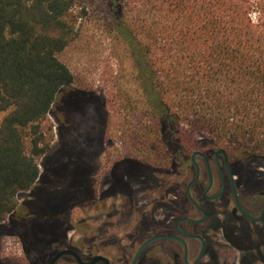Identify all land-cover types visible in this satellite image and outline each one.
<instances>
[{
	"label": "flooded vegetation",
	"instance_id": "1",
	"mask_svg": "<svg viewBox=\"0 0 264 264\" xmlns=\"http://www.w3.org/2000/svg\"><path fill=\"white\" fill-rule=\"evenodd\" d=\"M68 113L85 124L71 129ZM48 117L72 159L41 167L0 223V251L7 237L20 246L0 264H264V156L168 118L159 132L112 141L106 102L73 83ZM67 132L76 141L65 149Z\"/></svg>",
	"mask_w": 264,
	"mask_h": 264
},
{
	"label": "trees",
	"instance_id": "2",
	"mask_svg": "<svg viewBox=\"0 0 264 264\" xmlns=\"http://www.w3.org/2000/svg\"><path fill=\"white\" fill-rule=\"evenodd\" d=\"M104 2L149 115L137 131L159 132L168 118L192 137L264 156L262 11L253 22L246 0ZM75 3L0 0V223L36 183L52 137L43 122L74 81L57 55L76 38Z\"/></svg>",
	"mask_w": 264,
	"mask_h": 264
},
{
	"label": "rangeland",
	"instance_id": "3",
	"mask_svg": "<svg viewBox=\"0 0 264 264\" xmlns=\"http://www.w3.org/2000/svg\"><path fill=\"white\" fill-rule=\"evenodd\" d=\"M246 2L251 8L250 18L256 22L264 13V0ZM112 12L104 0H76L72 11L77 31L76 38L57 57L71 72L74 86L89 89L100 104L103 100L106 102L110 130L114 133L112 141H117L115 138H119L118 132L130 128L139 130L149 115H145L147 110L141 100V89L130 53L113 29ZM66 119L71 129L85 124L76 114L68 113ZM42 126L46 132L51 128L52 137H49L50 151L37 159L39 171L41 167L50 163L72 159L69 150L67 156H63L59 150L53 129L56 125L52 119L47 116ZM191 132L196 139L213 138L206 132ZM65 136V149L71 148L76 141L75 136L69 132ZM25 193L17 196L18 203ZM43 195L47 198L51 194L44 192ZM1 245L0 252L7 253L9 257H15L20 248L18 241L11 237L4 238Z\"/></svg>",
	"mask_w": 264,
	"mask_h": 264
}]
</instances>
